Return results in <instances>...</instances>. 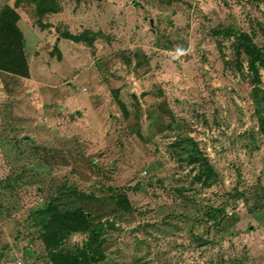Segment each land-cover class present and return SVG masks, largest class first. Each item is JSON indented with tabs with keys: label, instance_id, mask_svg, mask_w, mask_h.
I'll list each match as a JSON object with an SVG mask.
<instances>
[{
	"label": "rangeland",
	"instance_id": "1",
	"mask_svg": "<svg viewBox=\"0 0 264 264\" xmlns=\"http://www.w3.org/2000/svg\"><path fill=\"white\" fill-rule=\"evenodd\" d=\"M57 2L41 16L37 0H0L30 67L0 71V264H53L42 211L61 202L104 225L94 264H264V82L257 105L236 38L264 53V0Z\"/></svg>",
	"mask_w": 264,
	"mask_h": 264
},
{
	"label": "trees",
	"instance_id": "2",
	"mask_svg": "<svg viewBox=\"0 0 264 264\" xmlns=\"http://www.w3.org/2000/svg\"><path fill=\"white\" fill-rule=\"evenodd\" d=\"M37 3L38 12L41 16L49 12H57L60 9L57 0H37ZM19 19L20 14L11 5H5L0 10V71L26 78L30 75V67L25 52L27 44L19 26ZM66 35V38L77 42L88 40L85 34L75 35L68 32ZM236 38L241 41L239 50L243 48L247 54L248 71L252 74V81L255 85L254 99L259 105L261 101L256 91L259 84L264 82V74L261 72V69H264V53L250 42L245 34L237 35ZM119 106L124 112L126 111L122 101H119ZM257 112L262 116L260 109ZM261 123L264 130L263 117ZM215 177L214 167L206 159L200 160L196 167L194 180L199 182L202 187L207 188ZM71 194L80 195L81 192L74 190ZM113 199L122 209L130 207L126 194H116ZM224 212V207H209L206 214L220 224L221 219L219 217ZM42 213L47 216V223L41 229V239L53 264H94L105 259L104 225L101 222L94 224L96 220H94L92 213L69 202L49 203ZM75 232L86 233L88 235L87 241L73 248H66L64 246L66 238Z\"/></svg>",
	"mask_w": 264,
	"mask_h": 264
}]
</instances>
